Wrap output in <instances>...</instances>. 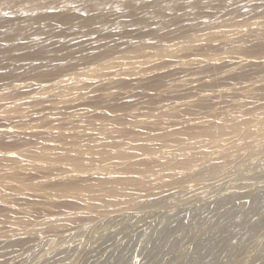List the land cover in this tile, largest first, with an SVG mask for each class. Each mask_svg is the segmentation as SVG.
<instances>
[{
	"label": "bare ground",
	"instance_id": "obj_1",
	"mask_svg": "<svg viewBox=\"0 0 264 264\" xmlns=\"http://www.w3.org/2000/svg\"><path fill=\"white\" fill-rule=\"evenodd\" d=\"M188 8L187 3L179 5L178 0H0L3 116L20 112L21 106L3 105L22 98L31 108L47 102L80 100L81 94L76 95V91L91 89L80 83L83 74L90 81L102 79L93 89L99 93L94 102L99 108L103 100L113 101V88L133 87L126 78L139 73L124 61L136 54L146 60L144 72L169 67L167 61L150 63L158 56L174 59L173 63L177 59V65L193 57L190 62L198 65L192 73L185 74L199 77L194 84L176 72L160 76L159 80L152 75L147 77L142 86L148 88L152 84L159 88L162 100L181 97L186 89L212 86L213 81L206 76L211 71L219 73V80H229L236 74L234 70H245V74L236 77L241 80L239 86L220 96L191 92L186 97L188 101L158 102L157 108L131 111L121 110L116 104L108 107L117 116L91 114L87 108L72 114L43 112L16 124L9 132V141L1 131L0 150L9 153L0 152V179L5 181L0 184V238L5 240L0 250L6 252L14 243L25 246L67 230L79 236L76 228L91 226L96 217L118 218L127 211L149 207L160 218L152 234L143 238L138 252L151 249L154 258L159 259L172 253L176 238L185 234L190 215L182 220L174 218L168 214L170 205L163 206L170 197L184 193L185 185L205 186L218 181L217 173L225 176L229 164L245 162L260 167L248 180H264V148L253 151L251 143H236L229 155L212 149L177 159L167 151L171 147L180 151L201 148L208 145L201 142L203 138L214 142L237 133L248 136L251 123L264 125V0H215L205 6L207 13ZM176 12L191 19L168 18ZM147 25H154L155 29L146 32L141 27ZM224 27L237 31H223L219 37L222 42L236 44L228 50L222 46L169 45L179 40L206 42L211 40L207 34ZM153 35L165 38L168 46L155 55L145 54L152 47L140 41ZM115 37L136 42L121 44L113 40ZM70 38L75 42L67 43ZM229 55L251 62L236 65L227 59ZM204 59L218 63L199 65ZM252 67L256 70L246 73ZM50 81L53 83L46 84ZM19 85H24L23 89ZM187 138L189 141H185ZM43 163L70 165L77 174L37 182L62 174L61 166L43 170ZM228 183L218 188L222 192L219 207L230 205L237 195L232 191L236 184ZM259 205V200H251L237 223L223 229L216 242L200 246L197 258L182 264L210 263L232 238L237 239L238 249L244 248L252 237V229L244 232L243 228ZM79 211L86 214L80 215ZM60 215L64 216L57 219ZM19 228L28 236L19 235ZM61 243L56 238L49 242L50 249L57 252L55 258L63 254ZM135 252L127 248L120 251L123 264H128ZM243 264H264V241L256 240Z\"/></svg>",
	"mask_w": 264,
	"mask_h": 264
},
{
	"label": "rangeland",
	"instance_id": "obj_2",
	"mask_svg": "<svg viewBox=\"0 0 264 264\" xmlns=\"http://www.w3.org/2000/svg\"><path fill=\"white\" fill-rule=\"evenodd\" d=\"M215 0H178L179 5L187 3L189 5L190 11H199L203 13L209 12L205 9V6L214 2ZM169 19H178L180 21H189L190 16H185L182 13H174L168 16ZM144 31L149 32L155 29L154 25H147L141 27ZM225 31L228 33L236 34L237 31L234 28L227 27L221 28L218 30L211 31L207 34L211 40L202 42L198 40L194 41H184L179 40L169 43V45H179L182 47L196 48L200 45L204 47H215L222 46L225 50L231 49L236 46L235 43L222 42L219 37L221 33ZM113 40L115 42L125 43L127 41L136 42L132 39H119L115 37ZM75 40L70 38L67 40V43H74ZM142 44L150 46L152 48L146 49L145 54L151 53L155 55L157 51L167 48L168 43L165 38L159 36H148L147 38L140 41ZM249 45V44H247ZM140 54L134 55L125 59L127 65H131L137 69L136 76H131L126 78L129 83H133V87L128 89H120L115 87L112 89L113 101H102L99 104V108L95 107L94 102L98 97L99 93L95 92L93 89L100 84L101 80L90 81L87 74L79 79L80 83L88 85L91 89H78L76 95L81 94L80 100H66L64 102H47L40 107L31 108L26 105L27 99H20L12 103H4L3 106H21L20 112H12L8 116H3L0 113V132H3V138L7 141L10 139L9 132L14 128V126L20 123L23 119H33L35 116L42 114L43 112L50 113L52 115L58 114L61 111H65L68 114H72L78 110L89 109L91 114H96L98 112L103 113L106 116H117L118 114H111L108 107L113 104L119 105L122 107L121 110L130 109L135 111L136 109H149L157 108L158 102H163V104L173 103V102H185L188 101L186 97L188 93H203V95L213 96L216 94L218 96L225 94L228 90H231L239 86L240 81L236 80V77L241 76L245 70H234L236 73L232 79L223 80L220 78L219 73L216 71H211L206 76L210 77V80L213 81L211 84L205 87H196L193 91L187 89L183 92V96L169 97V99H160L159 97V88L153 87L152 84L148 88L142 86V83L150 77L151 75L156 77L163 76L167 73L176 72L178 75L185 76L187 81H190L194 84L199 77L191 76V74L185 75L186 73H192L198 65L194 62H190L193 57L185 59L187 62L183 65H177V59L173 63L174 59L167 57H153L152 62L150 63H160L162 61H167L170 63L168 68L156 70L154 73L144 72L146 67V60L140 57ZM232 63H250L244 58H239L235 55L228 56ZM115 61V60H114ZM173 63V64H172ZM218 61L216 60H207L204 59L201 66L216 65ZM235 68V67H234ZM255 71L253 67L251 70L247 68V72ZM217 74V75H216ZM193 78V79H192ZM211 81V82H212ZM220 82V83H219ZM225 82V83H224ZM53 81L47 82L46 84H52ZM236 83V84H235ZM163 84V83H161ZM24 85H19L18 88L23 89ZM223 87V88H222ZM40 87L39 89H41ZM153 88V89H152ZM215 89V90H214ZM181 98V99H178ZM156 99V100H155ZM159 100V101H157ZM190 100V99H189ZM81 101V102H79ZM91 106V107H90ZM130 106V107H129ZM94 107V108H93ZM118 107V106H117ZM48 108V110H45ZM251 133L246 136L240 133L233 135L230 138H218V140L212 142L211 140L201 139V142H206L208 145H205L201 148H196L192 151H180L177 147L168 148L167 151L173 156H176L177 159H182L184 157L191 156L195 152L207 151V150H216L222 152L224 155H229L233 150L236 143H251V149L253 151H258L264 148V125H258L257 122L251 123L249 125ZM143 133H148V131H143ZM189 141V139H185ZM141 143V142H140ZM4 154H8L9 150L1 151ZM23 161L27 162V159L22 158ZM30 162V160H28ZM60 169L62 174L59 176H51L45 179H37V182H45L46 180H57L72 176L77 174V170L70 165L60 164V163H43L42 169ZM59 169V170H60ZM227 174L223 177L220 176V172L216 174L215 178L218 181L210 182L205 186H191L185 185V192L179 194L178 196L170 197L163 206L170 205L169 215L174 218L184 219L190 215L189 221H187L185 234L182 237L176 238V246L172 250V253L163 254L159 259L154 258L151 253V249H147L141 252L139 248L142 249V240L143 238L150 236L156 225L158 224L159 215H153V209L142 210H132L127 211L122 217H113L112 215L96 217L94 223L91 226L86 224L80 225L76 228V232L80 233L79 236H73V231H64L59 232L53 235H46L40 239L39 242L32 241L27 245H19L10 248L8 251L0 250V264H123V260L120 257V251L123 249H133L136 251L131 254L130 259L127 261L128 264H182L186 263L192 259L197 258L199 254L200 246L211 242H216L220 237V233L223 229L235 224L241 218V216L248 210L251 200H259L260 205L255 214L248 217V220L245 223L243 231H248L252 229V237L250 238L247 245L238 249V243L236 238H232L227 245L220 251V253L209 263L207 264H243L244 256L251 250L256 240L264 241V180L262 181H252L247 178L254 176L260 170V167L251 166L250 162L245 163H233L229 164L226 167ZM95 173V172H93ZM179 174V172H177ZM116 178V176H111ZM5 181L0 179V184ZM233 182L235 183V191L233 200L228 206H217L218 199L222 193L220 186L225 183ZM229 184V183H228ZM245 193L247 195H245ZM43 195H47L43 193ZM202 194L204 195L203 197ZM40 196V195H39ZM41 197V196H40ZM201 208H197V207ZM21 209H27V207H22ZM80 215H84L83 211H79ZM166 214V215H168ZM69 214H65L68 216ZM165 215V216H166ZM64 215H60L57 219L62 218ZM192 216V218H191ZM45 219V218H43ZM192 219V220H191ZM46 222L49 219L45 220ZM173 224V221L170 222ZM238 234L237 238L242 234ZM19 235H27L23 228L18 229ZM69 233V234H68ZM28 236V235H27ZM30 236V235H29ZM58 239L62 241L61 251L63 254L61 257H56V251L50 249L49 242L53 239ZM5 243L4 238H0V246ZM158 245V243L156 244ZM89 254V255H88ZM90 256V259H89ZM203 264V263H201Z\"/></svg>",
	"mask_w": 264,
	"mask_h": 264
}]
</instances>
